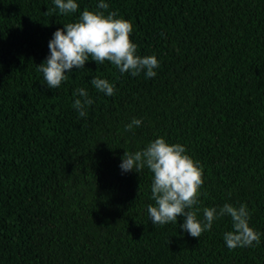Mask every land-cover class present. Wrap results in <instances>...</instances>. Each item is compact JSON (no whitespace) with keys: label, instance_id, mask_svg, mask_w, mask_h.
<instances>
[{"label":"trees","instance_id":"16d2710c","mask_svg":"<svg viewBox=\"0 0 264 264\" xmlns=\"http://www.w3.org/2000/svg\"><path fill=\"white\" fill-rule=\"evenodd\" d=\"M77 2L65 16L53 0H0V264H264V0H104L157 75L89 60L51 89L37 66L53 33L100 0ZM81 87L86 117L72 107ZM158 137L203 167L201 208L247 205L258 246L229 250L227 216L200 238L183 217L152 224L153 173L120 164Z\"/></svg>","mask_w":264,"mask_h":264},{"label":"clouds","instance_id":"9594fccd","mask_svg":"<svg viewBox=\"0 0 264 264\" xmlns=\"http://www.w3.org/2000/svg\"><path fill=\"white\" fill-rule=\"evenodd\" d=\"M53 3L55 7L48 11L58 9L65 16L77 13L80 8L77 0H53ZM108 8V3L100 0L98 10L85 8L74 22L63 24V28L53 33L48 44L50 55L37 66L49 88H59L68 80V73L73 69L84 70L89 60L97 65L110 62L121 75L130 73L135 77L144 73L148 78L157 75L155 70L160 67L157 57L138 55V45L132 40V22L116 11H107ZM90 83L108 97L117 91L113 83L99 76ZM73 96L78 98L72 107L80 117H86L87 108L94 103L89 92L81 87ZM141 124V119L133 118L125 131H132ZM145 167L153 173L150 199L155 203L147 206V214L154 226L177 224V217H183L184 223L179 227L192 237L200 238L205 231H211L215 221L227 216L231 218L232 229L224 233L223 239L229 250L261 243V233L250 226L251 212L246 204L200 207L204 170L187 154L185 146L170 144L164 137H158L134 153L125 151L120 164L122 172L140 173ZM201 212L203 219L198 218Z\"/></svg>","mask_w":264,"mask_h":264}]
</instances>
